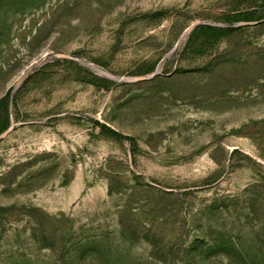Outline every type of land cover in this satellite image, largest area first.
<instances>
[{
  "label": "rangeland",
  "instance_id": "374dc122",
  "mask_svg": "<svg viewBox=\"0 0 264 264\" xmlns=\"http://www.w3.org/2000/svg\"><path fill=\"white\" fill-rule=\"evenodd\" d=\"M0 264H264V0H0Z\"/></svg>",
  "mask_w": 264,
  "mask_h": 264
}]
</instances>
